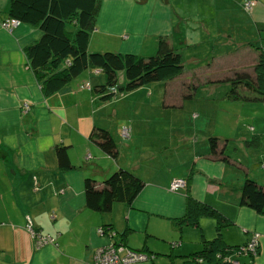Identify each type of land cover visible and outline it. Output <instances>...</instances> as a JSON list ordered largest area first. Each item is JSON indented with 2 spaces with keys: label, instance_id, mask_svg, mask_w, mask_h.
Here are the masks:
<instances>
[{
  "label": "crops",
  "instance_id": "0c3cea01",
  "mask_svg": "<svg viewBox=\"0 0 264 264\" xmlns=\"http://www.w3.org/2000/svg\"><path fill=\"white\" fill-rule=\"evenodd\" d=\"M186 1L101 0L88 47L145 55L154 49L157 36L168 35L194 70L196 62L207 55L202 44L215 38L207 22L215 8L202 10L201 4L234 2L239 8L244 0H190L195 3L192 11L184 8ZM7 2L0 0V264H92L93 250L118 241L114 233L124 230V246L148 254L147 260L131 264H183L181 255L200 248L199 230L185 226L177 232L173 227L171 219L183 214L184 196L168 186L173 179L186 178L194 199L212 205L231 221L221 230L226 243L243 244L252 233L259 234L256 255L238 260L264 264V214L238 203V188L245 175L264 186V97L254 103L230 101L224 98L226 86L206 85L193 96L202 99V104L191 105L198 113L192 118L189 110L186 118L181 117L190 125L183 121L178 126L181 132L170 139L162 110L181 112L185 99L170 102V107L162 105V100L169 104L168 98L157 88L158 107L147 106L150 87H160V81L101 100L92 86L102 83L104 75L84 70L60 90L45 93L24 52L40 31L21 22L10 30L2 27ZM245 17L243 27L249 28L240 34L225 31V46L213 56L231 52L237 43L254 41L255 34L261 39L256 45L264 56V0H254ZM188 46L193 47L189 52ZM250 55L240 67L253 61L254 54ZM231 65L227 69L239 66ZM117 79L123 82L121 72ZM83 81L90 88H79ZM23 101H28L25 112L20 110ZM92 124L105 127L114 137L116 162L88 140ZM123 127L126 135L121 133ZM252 133L259 135L257 147L243 143ZM211 134L223 139L230 159L227 163L209 155L206 137ZM60 142L69 144L73 169L57 168L54 145ZM118 167L131 170L145 182L131 207L113 203L107 214L87 209L84 177L100 182ZM27 220L53 241L35 248L25 226ZM104 223L111 224L113 237L97 233ZM199 226L206 239L213 237L212 219L201 217Z\"/></svg>",
  "mask_w": 264,
  "mask_h": 264
},
{
  "label": "trees",
  "instance_id": "16d2710c",
  "mask_svg": "<svg viewBox=\"0 0 264 264\" xmlns=\"http://www.w3.org/2000/svg\"><path fill=\"white\" fill-rule=\"evenodd\" d=\"M100 1L8 0L6 14L2 20L13 18L18 23L35 26L40 31L39 37L26 45L24 52L27 64L43 92L58 91L80 72L96 70L102 72L104 80L92 87L101 100H106L142 84L159 80L170 81L179 73L189 71L184 65L183 56L171 44L168 35L157 36L154 49L145 55L120 52L109 48L90 49L88 47L89 35L95 28V17ZM136 1L143 2L145 0ZM250 54H254L253 61L249 65L240 67L242 62L250 59ZM229 64H232V67L233 65L239 66L230 68V71H224V74L220 73L221 70L226 69L223 68V65L228 66ZM196 69L198 70L196 71ZM117 72H121L123 75L122 83L117 81ZM189 75L186 81H182L174 87V90L183 88L179 95L180 101L193 98L195 89L202 84L215 86L224 84L226 86L224 98L230 101L254 103L263 100L264 97V56L260 46L252 41L237 43L231 52L218 57L210 56L204 60L202 65H198L194 70L191 68ZM84 83L87 84L86 88H90L87 81L80 82L78 87L83 88ZM168 90L171 92L173 89ZM168 90L165 86L163 89L164 95L166 93L165 96L169 95ZM162 105L170 107L173 104H167L162 100ZM87 138L102 149L113 162H116L118 148L108 129L92 124ZM206 141L210 156L226 163L230 160L225 154L223 139L211 134L206 137ZM243 143L246 146L257 147L259 135L252 133L243 140ZM219 144L221 146L218 148ZM68 148L69 144L67 143L60 142L54 145L59 170L65 171L74 168L69 159ZM188 180L189 178L185 179L184 189L178 190L182 191L184 196L183 214L172 218L171 223L177 232L185 226L198 229L200 248L189 254L181 255L183 264H233L232 261L237 264H250L241 263L238 258L246 257L251 260L256 255L258 248L255 254L248 252L244 254L240 248L249 239L243 244L230 245L226 243L221 230L231 221L212 205L194 199L187 187ZM144 186L145 182L138 175L123 167L114 169L100 182L86 176L83 179L84 204L87 209L100 214L109 213L113 203L117 202L128 208L131 207L133 200ZM238 203L256 214H264V186L245 175L238 188ZM201 217L213 220L214 235L210 239H206L201 232L199 226ZM99 228L102 234L112 237L114 234L119 236L118 241L115 240L112 244L122 248L120 253L125 250H133L123 244L127 230L111 234L110 231L113 230L110 223H104ZM33 231L40 233L34 228Z\"/></svg>",
  "mask_w": 264,
  "mask_h": 264
},
{
  "label": "rangeland",
  "instance_id": "374dc122",
  "mask_svg": "<svg viewBox=\"0 0 264 264\" xmlns=\"http://www.w3.org/2000/svg\"><path fill=\"white\" fill-rule=\"evenodd\" d=\"M207 1H209V0H207ZM198 4L199 3H197V5ZM194 6H195V3H193L190 0H188L184 3V8L186 10H189V11H192L194 9ZM201 6H202V10H206V9L210 10L213 7L215 8L214 16H211L210 18H208V21H207L208 27L210 28V30H212L213 34H215V38H214L215 42L212 41L211 39L209 40V38H207L208 41L204 42V44H202V49L207 50V52H206L207 55L205 57H201V59L198 62H196V65H199V66L203 64L204 60L208 59L210 56H213L212 54H218L222 50L221 46H225L224 43H226V42H225V40L222 39L224 36L222 34H224L225 31H228V32L233 31V32H237L240 34L242 31L249 28V27H243L244 24H247V23H245V22H247L246 17H245V13L247 11H245L241 5L239 6V8H236L234 2L231 3V2L217 1V2L210 3L209 5H207V3H206V5H204L202 3ZM228 8H230V11L228 10ZM227 20L229 22L228 26L225 25ZM252 25L254 26L253 23H251V26ZM254 28H255V26H254ZM213 34H211V37H213ZM256 37H257V39L259 38V36L256 34L252 35V38L254 39V41H252V42L254 44H259L261 42V39L257 40ZM187 48H189V49H187ZM187 48H186L187 52H189L193 47L188 46ZM184 50H185V48H184ZM212 50H214V51H212ZM184 52L186 53V50ZM202 53H204V52L202 51ZM183 61H184L185 67H187V68H189L190 66L194 67L193 63L187 61L185 57L183 58ZM223 68H226V69H224L225 72H227L228 70L229 71L231 70V69H227L228 66H226V65H223ZM189 70H190V68H189ZM197 70L198 69H196V71ZM188 76H190L189 72L184 71V72H181L178 75H176L171 81L159 80L161 83L160 87H150V89L152 91V95H151L150 99L148 101H146V105L149 106L150 108H154V105H157V102H158V98H157L158 90H160V91L163 90L165 88V86H166L167 90L171 89V88L173 89L171 92L168 90L170 92L169 95L167 96L168 102L169 103L173 102L175 104H178L180 91H182L183 88H179L181 90H178V89L174 90V87L179 85V83H181L182 81H186L185 77H188ZM154 82H151V83H154ZM223 86H225V85L224 84L217 85L216 89H220ZM205 87H206V85H204V84L199 85L195 89V92H199L200 91L199 89H203ZM83 88H86V86H83ZM157 88H158V90H157ZM165 95H166V93H165ZM165 95H163V96H165ZM23 102L27 105V108H25V111H26L28 109V101H23ZM198 104H202V99H200V98H189V99H185V105L183 107V110H181V112H179L180 111L179 109H176V110L168 109L167 111L162 110V112H164L162 114V118L163 117L166 118L165 122H166L167 127H168V131L166 130L167 134H168L167 137L170 138L173 135L179 134L181 132V129H179L178 126L182 125L183 121H184V125H190V121L183 120V119H181V117L186 118L187 112H189V110H190V112L188 114L191 115L192 118L194 116H196V114L198 113V110L196 108H195L196 110L195 109L192 110V106L198 105ZM157 107H158V105H157ZM20 108H21L20 110L22 112H25L22 109V105H20ZM200 118H201L200 116L196 117V121L199 122ZM172 120L173 121L176 120V121H174V123H173ZM176 124H178V125H176ZM124 135H126V134H124ZM192 230H194V229H192ZM195 230H194V232H196ZM194 232H192V235L195 234ZM254 233H256V232H254ZM256 235L259 238V234L256 233ZM47 244H49V243H47ZM109 244H112V243H109ZM34 247H35V245H34ZM35 248H38V247H35ZM257 248H258V240H257ZM91 262H92V260H91Z\"/></svg>",
  "mask_w": 264,
  "mask_h": 264
},
{
  "label": "built area",
  "instance_id": "2783aa9c",
  "mask_svg": "<svg viewBox=\"0 0 264 264\" xmlns=\"http://www.w3.org/2000/svg\"><path fill=\"white\" fill-rule=\"evenodd\" d=\"M254 3V0H245L242 3V7L244 9H249ZM18 21L13 18H5L1 21V26L10 30L13 26L17 25ZM83 86H87L86 83ZM22 109L25 111L27 105L22 102ZM122 134L127 133V129L125 127L121 130ZM169 190L171 191H178L179 189H184L185 187V180L184 179H173L169 184ZM26 228L30 233V236L33 241V245L35 247H40L44 244L51 243L53 240L50 236L40 234L38 232H34L33 228L31 227L29 220L26 222ZM97 233L102 234L101 229L97 228ZM257 240L258 236L256 233H252L249 240L244 244L243 247L240 248V251L250 254H255L257 250ZM121 247H116L112 244H107L104 246H99L95 248L92 252L91 260L92 264H131L135 262L145 261L148 259V255L143 251L138 250H123L121 252ZM233 264H237V262L232 261Z\"/></svg>",
  "mask_w": 264,
  "mask_h": 264
}]
</instances>
